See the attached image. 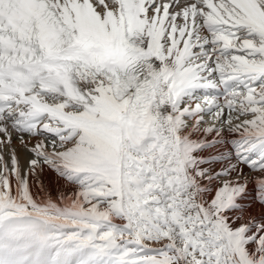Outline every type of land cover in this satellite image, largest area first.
<instances>
[{
    "label": "snow or ice",
    "instance_id": "6c2138e0",
    "mask_svg": "<svg viewBox=\"0 0 264 264\" xmlns=\"http://www.w3.org/2000/svg\"><path fill=\"white\" fill-rule=\"evenodd\" d=\"M0 264H264V0H0Z\"/></svg>",
    "mask_w": 264,
    "mask_h": 264
}]
</instances>
